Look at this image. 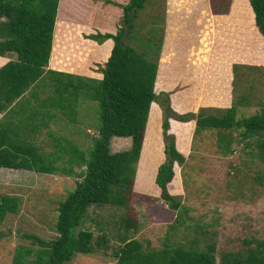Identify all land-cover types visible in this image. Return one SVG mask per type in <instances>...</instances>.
I'll list each match as a JSON object with an SVG mask.
<instances>
[{"label": "trees", "instance_id": "16d2710c", "mask_svg": "<svg viewBox=\"0 0 264 264\" xmlns=\"http://www.w3.org/2000/svg\"><path fill=\"white\" fill-rule=\"evenodd\" d=\"M153 1L128 0L119 4L121 26L114 33L87 36L97 42L107 38L113 42L100 68L101 77L90 78L46 68L58 0H0V57L9 56L0 65V167L78 178L57 203L56 235L51 239L26 235L29 244L15 246L10 264H66L75 253H93L96 240L98 246L106 248L105 233L95 240L93 230L81 226L87 218V208L92 205H128L132 186L136 185V165L153 102L160 103L162 108L164 158L156 168L151 192H159V198L170 208L179 204L177 196L167 190L175 178L173 164H182L184 156L168 132L169 118L193 119L194 132L205 127L241 128V137L255 138L257 153L264 161V106L256 115L243 119L235 118L232 104L221 116L204 115L200 110L177 114L170 112L167 92L154 91L164 28V0L159 27H148L141 35L132 29L138 12ZM247 1L256 31L264 41V0ZM126 39L137 41L130 45ZM79 98L96 101L98 105L99 125L90 145L83 149L71 139L48 132L51 150H41L37 135L55 118L54 111L59 109L65 119L75 122L76 114H68L77 110L75 102ZM112 136L129 137L130 147L111 152ZM18 200L16 195H0V221L17 211ZM181 219L178 213L176 220ZM195 240L171 245L165 236L161 248L145 249L138 240L123 238L116 252V264H216L215 243L210 241L196 248ZM246 242L252 245L245 251L221 252L217 264H264V238Z\"/></svg>", "mask_w": 264, "mask_h": 264}, {"label": "rangeland", "instance_id": "374dc122", "mask_svg": "<svg viewBox=\"0 0 264 264\" xmlns=\"http://www.w3.org/2000/svg\"><path fill=\"white\" fill-rule=\"evenodd\" d=\"M162 4L163 0L146 4L138 12L132 27L134 32L141 35L148 27L158 26ZM229 5L230 0H211L216 16L226 13L228 9L224 7L228 8ZM233 11V15H230L234 16L235 21L230 28L215 18L216 54L219 59L224 44L229 47L233 43L242 52L239 57L245 60L240 61L242 58H239L231 61L230 72L223 73L218 85L214 78L218 66L214 64L216 67L204 84L202 101L200 95L198 97L203 102L198 110L204 115L221 116L225 108L232 104L235 118L243 119L256 115L264 106V41L260 40L252 25L251 15L250 19H246L250 12L246 0L241 1ZM91 20H94L93 17ZM119 26L121 22L117 28ZM125 41L135 45L137 40ZM249 49L254 51L252 59L246 54ZM248 58L254 63L248 62ZM75 106H78L77 110L74 109L75 113L68 114H76L75 122L65 119L59 109L54 111L55 118L50 119L37 135L41 150H51L48 132L71 139L83 149L90 145L99 125L97 102L79 98ZM169 109L171 112V106ZM161 111L160 103L153 102L136 185L134 183L132 186L128 205L105 204L87 208V218L81 227L93 230L95 240L105 233L106 248L98 246L100 243L96 240L93 253H75L66 264H116L121 239L134 238L145 249H158L163 246L165 236L171 245L196 239L193 241L196 248L213 241L217 264L221 252L245 251L247 246L252 245L246 241L264 238V161L257 153L255 138L241 137V128L227 130L205 127L196 132L193 129L190 137H187L188 128L179 129L178 123L171 120L169 130L175 133V146L183 151L186 137L189 140L184 162L173 164L175 178L167 187L171 194L177 196L178 207L170 208L159 198V192H151L152 172L163 142ZM130 141L129 137L112 136L110 151L126 150L130 147ZM74 170L79 168L74 167ZM77 179L64 173H38L0 167V195H16L19 199L17 211L6 214L0 221V264H10L15 246L29 244L26 235L43 239L56 235L54 221L57 203L74 187ZM178 213L181 222L176 220Z\"/></svg>", "mask_w": 264, "mask_h": 264}, {"label": "crops", "instance_id": "0c3cea01", "mask_svg": "<svg viewBox=\"0 0 264 264\" xmlns=\"http://www.w3.org/2000/svg\"><path fill=\"white\" fill-rule=\"evenodd\" d=\"M127 1L58 0L46 68L100 78V68L107 59L113 42L110 38L97 42L87 36L105 32L114 33L122 16L119 4ZM241 1L243 0H230L229 7H224L225 10L228 9L226 13L216 16L213 13L211 0H164L163 37L153 89L155 92H169L170 106L174 112L195 113L203 104L201 101L204 84L211 77L213 68L218 66L214 74L218 85V80L223 79V73L230 72V62L242 58L239 57L240 53L242 54L240 48L232 43L229 47L224 44L218 59L214 45L215 18L223 22V26L226 24L227 28H230L231 23L235 21L234 16L230 14L233 15V10ZM249 11L246 19H250L251 15L253 25L254 18L250 7ZM92 17L94 20H91ZM81 49L83 50L80 51ZM246 54L250 59L254 58V51L249 49ZM8 59L9 56L0 57V65ZM244 60L240 59V61ZM250 61L254 63L253 60L248 62ZM171 120L178 123L179 129L188 128L189 132L186 136L190 137L194 129L193 119L179 121L169 118L168 132L173 135L174 143L177 144L175 133L169 130ZM187 137L183 151L175 146L184 157L189 147ZM162 148L163 142L160 157L153 168L152 179L158 164L164 158ZM140 158L141 151L136 165V175Z\"/></svg>", "mask_w": 264, "mask_h": 264}, {"label": "clouds", "instance_id": "9594fccd", "mask_svg": "<svg viewBox=\"0 0 264 264\" xmlns=\"http://www.w3.org/2000/svg\"><path fill=\"white\" fill-rule=\"evenodd\" d=\"M184 156V155H183ZM177 164V163H176Z\"/></svg>", "mask_w": 264, "mask_h": 264}]
</instances>
